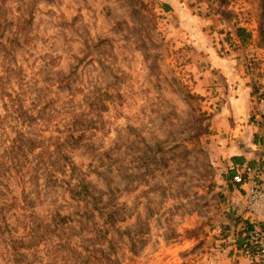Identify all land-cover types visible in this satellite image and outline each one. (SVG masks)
I'll return each mask as SVG.
<instances>
[{
	"label": "rangeland",
	"instance_id": "obj_1",
	"mask_svg": "<svg viewBox=\"0 0 264 264\" xmlns=\"http://www.w3.org/2000/svg\"><path fill=\"white\" fill-rule=\"evenodd\" d=\"M235 25L264 57V0H0V264H54L36 236L55 211L57 238L122 264L237 263L248 211L193 71ZM62 153L122 249L96 243Z\"/></svg>",
	"mask_w": 264,
	"mask_h": 264
},
{
	"label": "crops",
	"instance_id": "obj_2",
	"mask_svg": "<svg viewBox=\"0 0 264 264\" xmlns=\"http://www.w3.org/2000/svg\"><path fill=\"white\" fill-rule=\"evenodd\" d=\"M201 61L203 71L193 67L198 73L196 86L203 93L215 94L211 102L216 100L218 107L213 122L218 137L226 143L223 151L232 159L231 166L249 163L264 171V144L257 125L250 118L252 87L243 75L239 59L235 53L228 52L223 56L205 54ZM234 187V194L237 195L236 191L241 193L243 199L242 191Z\"/></svg>",
	"mask_w": 264,
	"mask_h": 264
},
{
	"label": "built area",
	"instance_id": "obj_3",
	"mask_svg": "<svg viewBox=\"0 0 264 264\" xmlns=\"http://www.w3.org/2000/svg\"><path fill=\"white\" fill-rule=\"evenodd\" d=\"M238 29L243 27L235 25L225 32L222 46L228 52H237L243 75L251 84L254 104L250 118L264 144V57L244 50ZM232 169L231 180L242 191L248 215L240 225V242L222 250L232 252L236 264H264V171L249 163L234 165Z\"/></svg>",
	"mask_w": 264,
	"mask_h": 264
},
{
	"label": "trees",
	"instance_id": "obj_4",
	"mask_svg": "<svg viewBox=\"0 0 264 264\" xmlns=\"http://www.w3.org/2000/svg\"><path fill=\"white\" fill-rule=\"evenodd\" d=\"M163 8L165 10L170 9L168 5H163ZM237 32L243 41H245L243 29H238ZM60 159L69 172V180H67L66 183L70 197L76 201H82L83 206L86 208L81 213V216L83 215L87 219L96 218L101 222L96 228L97 233L93 231V235H95L97 239L96 243L100 244L106 239L108 241V246H117L118 249H122L120 242L118 243L117 240H114V237L110 235V231L115 224L113 214L109 211H104L103 208H105V206H99L96 201H94V195L91 194L82 173L79 171L73 159L67 153H62ZM73 221L74 219L71 216L67 214L62 215L59 211H55L51 216L49 225L45 227L44 230L37 231L39 236H36V243H43L47 246L49 257L51 259L55 258L54 260H56L54 264H67L69 262V258L65 257L66 255L63 254V246H66L68 251L72 254L80 256V261L75 259L74 264H122L118 257V253L115 251H113L112 254L104 256L95 250L89 249L88 246L83 247L79 237L69 238L66 236L65 238H57L59 236L57 234L58 230L62 231L63 228L71 227Z\"/></svg>",
	"mask_w": 264,
	"mask_h": 264
}]
</instances>
